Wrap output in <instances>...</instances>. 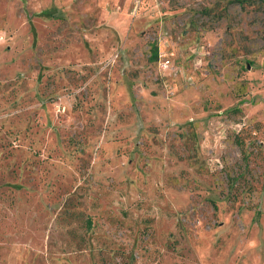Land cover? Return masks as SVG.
<instances>
[{"label":"rangeland","instance_id":"1","mask_svg":"<svg viewBox=\"0 0 264 264\" xmlns=\"http://www.w3.org/2000/svg\"><path fill=\"white\" fill-rule=\"evenodd\" d=\"M0 264H264V0H0Z\"/></svg>","mask_w":264,"mask_h":264},{"label":"trees","instance_id":"2","mask_svg":"<svg viewBox=\"0 0 264 264\" xmlns=\"http://www.w3.org/2000/svg\"><path fill=\"white\" fill-rule=\"evenodd\" d=\"M87 226L90 227V221L87 222Z\"/></svg>","mask_w":264,"mask_h":264}]
</instances>
